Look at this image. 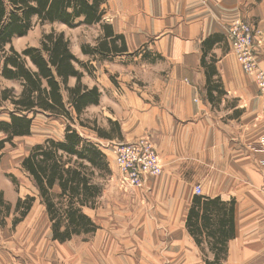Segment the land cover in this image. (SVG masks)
<instances>
[{
    "label": "crops",
    "instance_id": "obj_1",
    "mask_svg": "<svg viewBox=\"0 0 264 264\" xmlns=\"http://www.w3.org/2000/svg\"><path fill=\"white\" fill-rule=\"evenodd\" d=\"M102 7L104 23L110 25L113 35L122 37L125 50L103 58L83 53L81 46L85 43L79 45L84 58L81 62L90 68L77 67L83 72L81 82L99 92L98 102L84 112H109L111 117L106 120L116 121L119 128V134L104 138L110 142L150 136L163 171L145 180L143 186L149 191L143 188L123 192L116 188V183L110 189L106 188L112 185L110 181L105 184L98 201L99 209L106 207L105 218L109 209L122 210L123 198L131 200L134 208L122 206L124 216L129 218L127 224L114 225L112 217L103 221L105 229L118 226L121 230L119 235L106 239L103 236L109 250L98 245L96 255L85 251L74 263L211 261L214 254L205 243L199 246L186 227L193 194H185L183 186L195 183L201 187V196L235 200L234 237L227 242L225 256H219V264H264V145L259 142L264 136V98L259 95L252 75L241 70L226 40L233 19L243 18L251 23L259 31L255 36V54L264 67V0H106ZM89 27H95L101 33L100 39L103 37L100 24ZM213 34L221 35L222 40L205 52L202 42ZM116 41L120 46L121 40ZM203 55L207 62L215 59L209 84L217 83L218 89L212 90V100L205 95L208 84ZM104 62L108 63L107 69ZM84 78L90 79V83ZM74 80L70 78L71 85ZM214 106L222 109L217 111ZM227 114V119L221 121ZM39 116L60 119L38 114L33 122ZM82 128L91 131L97 140L102 139L94 130ZM63 133L64 129L60 135L44 139H60ZM183 162L191 164L192 175H185ZM117 183L120 187L118 179ZM108 193L111 196L106 199ZM155 233L172 237L163 245L165 251L162 246L153 251L156 245L151 242V235ZM115 239H123V256L115 254ZM156 257L158 261L152 259ZM0 264H15L1 239Z\"/></svg>",
    "mask_w": 264,
    "mask_h": 264
},
{
    "label": "trees",
    "instance_id": "obj_2",
    "mask_svg": "<svg viewBox=\"0 0 264 264\" xmlns=\"http://www.w3.org/2000/svg\"><path fill=\"white\" fill-rule=\"evenodd\" d=\"M106 0H0V79L13 85L0 89V151L13 139L29 135L33 119L38 114L63 118L66 121L60 139L46 138L31 146L21 160L20 167L34 187V195L17 198L12 205L4 202L0 194V214H17L11 221L16 227L30 212L34 202L44 206L50 223L52 240L60 243L73 236H89L99 226L87 214L98 206L102 186L97 182V171L109 173L106 156L100 146L83 137L73 125L89 127L98 137L111 138L119 134L117 122L108 121V127H100L97 120L87 126L82 114L96 104L99 92L81 82L83 72L76 65L90 70L71 51L70 41L62 31L50 29L42 33L38 46L16 50L12 40L22 37L34 24H64L75 27L80 24H100L104 33L95 46H81L85 54L109 57L125 50L122 37L113 35L109 24L104 23L102 4ZM109 37V38H108ZM121 40L120 46L116 39ZM222 36L213 34L202 42L209 51L220 42ZM201 61L206 68V96L213 99L212 90L217 83L209 84L214 74V61ZM87 66V67H86ZM70 78H75L71 85ZM218 81V80H216ZM14 181V180H12ZM235 200L206 197L195 194L189 207L186 227L195 242L206 244L213 259L206 264H219V256H225L227 242L234 237ZM0 225H5L0 218ZM205 251V249H202Z\"/></svg>",
    "mask_w": 264,
    "mask_h": 264
},
{
    "label": "rangeland",
    "instance_id": "obj_3",
    "mask_svg": "<svg viewBox=\"0 0 264 264\" xmlns=\"http://www.w3.org/2000/svg\"><path fill=\"white\" fill-rule=\"evenodd\" d=\"M87 26V27H86ZM50 29H54L56 31H62L65 34V37L70 41V49L72 53L80 60L83 61L84 58L81 57L79 45L82 43L88 44L89 46H95L96 43L100 39V34L97 32L95 27H89V25L80 24L75 27H67L64 24L54 23V24H34L33 27L27 32V34L23 37H16L12 40L13 47L20 51L25 47L28 46H38L39 40L41 38L42 33L49 31ZM99 35L97 36V34ZM95 36H97L95 40ZM108 63L104 62V67L107 66ZM77 67H79L77 65ZM104 69H107L105 67ZM112 76V75H111ZM86 82L90 83V79L84 78ZM75 82V80H74ZM14 86L18 89L16 84L8 81H4L0 79V89L3 87H10ZM217 111L221 110V106H214ZM2 107H0L1 111ZM107 117H111L108 111H104L103 109H94L91 111L84 112L82 114L83 121L86 122L87 126L92 124L93 118L97 120V124L100 127H106L108 121L106 120ZM228 117L227 115H223L221 117V121H225ZM6 119L5 114L0 113V120ZM66 121L63 119H52V118H45L39 116L34 122L31 134L28 136L23 137H16L13 139V145L6 144L5 148L0 151V194L4 202H10V204H14L17 198H24L26 195H34V187L31 181L26 177L24 172L21 170L20 163L21 160L28 154L31 146L43 140L45 137L53 136L56 137L63 132L64 126ZM74 128L84 136L85 138L91 140L92 142L98 144L102 151L105 150L106 159L109 162V173H101V171H97L99 174L97 175V182L101 184L102 188L105 189V184L109 183L112 185H108L106 188L110 189L111 186L117 184L119 190L123 192H128L131 189H145L144 186L141 187H133L127 190H123L118 186V181L121 178V174L117 165L114 161V145L118 142H123L120 140H115L110 142L111 140L108 139H99L97 140L94 134L82 128L78 125H74ZM89 128V127H88ZM145 136V135H143ZM142 136V137H143ZM4 134L0 133V138H3ZM141 138V137H138ZM136 138V139H138ZM134 139V140H136ZM113 140V139H112ZM187 162H183V171L185 175H192L193 170L190 168L191 164H186ZM189 167V168H188ZM163 171V169H162ZM195 171V170H194ZM119 173V174H118ZM160 175V174H159ZM158 176V175H157ZM14 180V181H12ZM199 184H184V191L186 187L185 194L187 195H195V187ZM103 189H101L100 195L98 199L101 197L103 193ZM202 193V190H201ZM111 196V193H108L106 199ZM99 199L98 201H100ZM104 201V200H103ZM146 204L148 202V198L146 199ZM128 203V205L126 204ZM101 206L100 203L98 205ZM94 212H90V210L95 209H88L90 212V217L93 222H95L100 229L96 232V234H91L89 236H73L70 241L60 243L58 241L52 240L51 238V230H50V223L47 219L45 214L44 206L40 205L38 200H36L27 214V216L17 224L16 227H12L11 221L14 217L17 216L16 213L9 211V215L0 214V218L3 219L5 225H0V239L7 249L9 256H12V261L15 264H75L74 261L77 260L85 251L90 253L91 256L96 255L95 247L96 246H103L104 250L107 248L110 249L109 245L106 247L105 240L103 241V236L105 239L107 236L117 235L121 230L118 226L115 229H105L103 225V221L112 217L114 221V225L119 224H127V214L124 216L125 211H123V207H127L128 209L132 210L134 207L132 205L131 200L127 201L124 198L121 201V209L120 211L116 212L115 210L109 209L110 212L108 218H105L103 215V211L106 207L98 208ZM123 206V207H122ZM117 207H120V204L117 203ZM87 212V211H86ZM88 213V212H87ZM129 219V218H128ZM105 229V230H104ZM114 232V233H113ZM119 235V234H118ZM152 234L151 242L156 245V248L153 249L155 251L158 246H162V249L165 251L166 248L163 246L164 244L169 243L172 237L169 234L161 233ZM167 235L169 238L167 239ZM117 238V236H115ZM123 240V239H121ZM120 239L112 240V244L116 245L115 254L119 256L122 253H126L124 248V244ZM127 244L129 243L128 240H124ZM105 247V248H104ZM134 254L137 255V250L134 249ZM114 252V251H113ZM127 256V254L125 255ZM153 257V256H152ZM264 257V256H263ZM155 261H158L159 258H152ZM157 264H161L160 262ZM255 264V263H253Z\"/></svg>",
    "mask_w": 264,
    "mask_h": 264
},
{
    "label": "built area",
    "instance_id": "obj_4",
    "mask_svg": "<svg viewBox=\"0 0 264 264\" xmlns=\"http://www.w3.org/2000/svg\"><path fill=\"white\" fill-rule=\"evenodd\" d=\"M243 21L240 19L231 23L226 40L238 57H246L245 60L250 62L246 64L247 68H252V64L256 62L248 55L250 48L254 47V30L247 23L242 24ZM257 77V88L264 96V71H258ZM260 140L259 142L264 145V136ZM114 158L121 174L119 181L123 190L143 186L148 177L156 176L163 169L157 150L148 135L133 141L116 143ZM195 193H201L200 185L195 187Z\"/></svg>",
    "mask_w": 264,
    "mask_h": 264
},
{
    "label": "bare ground",
    "instance_id": "obj_5",
    "mask_svg": "<svg viewBox=\"0 0 264 264\" xmlns=\"http://www.w3.org/2000/svg\"><path fill=\"white\" fill-rule=\"evenodd\" d=\"M240 19H243V18H235V19H233L231 22H230V24H229V26H228V28H227V31H226V33H228L229 32V28H230V25H231V23L233 22V21H235V20H240ZM244 21L242 22V24H244V25H246V23L250 26V27H252L253 28V30H254V34H253V42H254V47L252 48H250V50H249V57L251 58V60L252 61H255L256 62V64H252V68H247V66H246V64H249L250 62L248 61V60H245V58L246 57H243V56H241V57H238L237 56V54H235V52L233 51V49H232V47H231V45H230V51L233 53V55L235 56V58H236V60H237V62H238V64H239V66H240V68H241V70L244 72V73H246V74H250V75H252V77H253V79H254V82H255V84H256V87H257V75H258V71H264V67H262L261 65H260V63L257 61V59H256V54H255V46H256V43H255V36L258 34V30L257 29H255L254 28V26L251 24V23H249V22H247L245 19H243ZM235 50V49H234ZM257 91H258V93H259V95L260 96H262L263 98H264V96L259 92V90H258V88H257ZM114 161H115V163H116V165H117V161L115 160V158H114ZM263 165H264V162L262 163ZM117 168H118V165H117ZM264 168V167H263ZM119 169V168H118ZM162 172V171H161ZM160 172V173H161ZM159 173V174H160ZM159 174H157V175H159ZM156 175V176H157ZM119 182V185H120V181H118Z\"/></svg>",
    "mask_w": 264,
    "mask_h": 264
}]
</instances>
